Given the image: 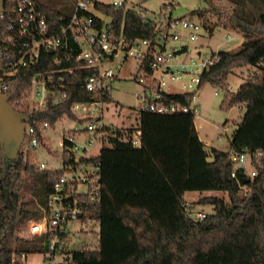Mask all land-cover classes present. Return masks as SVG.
Here are the masks:
<instances>
[{
	"label": "trees",
	"instance_id": "trees-1",
	"mask_svg": "<svg viewBox=\"0 0 264 264\" xmlns=\"http://www.w3.org/2000/svg\"><path fill=\"white\" fill-rule=\"evenodd\" d=\"M36 1L53 19L71 11ZM207 1L222 25L244 36L237 49H219V58L202 74L201 85L211 82L225 90L222 108L246 106L230 138V148H207L193 110L158 113L140 109L134 124L141 129L140 145L132 139L134 125L128 133L118 127L112 144L91 157L100 165L101 197L86 202L80 219L81 224L95 222L98 229L80 228L81 242L76 248H70V231L63 232L65 245L59 252L70 255L55 264H264V0H225L231 2L229 9L215 5V0ZM16 2L6 0V8ZM99 7L113 14L117 26L132 38L156 35L153 19L145 20L132 9L112 4L99 3ZM206 11L195 9L191 15L204 16ZM201 22L211 33L220 24L209 19ZM58 57L59 50L43 49L37 63L21 68L15 87L7 92L16 109L31 114L32 120H47L52 125L64 114L75 117L71 109L75 100L92 97L83 86L87 69L74 74L70 95L62 102L49 100L46 108L30 111L16 99L28 89L36 71L69 64L58 63ZM243 66L257 71L237 90L230 89V74ZM110 94L111 90L104 95L106 101ZM195 94L197 91L172 92L166 98L190 104ZM231 150L259 151L257 173L251 176L244 167L236 168ZM29 154L22 146L16 157L3 156L0 143V264H13L14 253L22 263L23 252L49 249L44 232L22 230L32 219L41 218L40 205H48L54 181L62 172L40 169ZM188 190H223L230 200L202 196L200 202L211 203L214 211L197 217L187 207ZM89 235L96 243L87 241Z\"/></svg>",
	"mask_w": 264,
	"mask_h": 264
},
{
	"label": "built area",
	"instance_id": "built-area-1",
	"mask_svg": "<svg viewBox=\"0 0 264 264\" xmlns=\"http://www.w3.org/2000/svg\"><path fill=\"white\" fill-rule=\"evenodd\" d=\"M178 2L165 0L161 9L153 12L131 0H73L71 11L55 19L36 0H17L11 9L5 5L0 11V81L5 93L15 87L22 67L39 61L43 49H57L60 51L57 62H69L33 73L28 89L16 102L24 103L30 111L46 108L49 100L62 102L70 95L74 74L88 70L83 86L92 97L72 103L75 117L64 114L54 125L47 120H32V116L25 122L23 143L26 141L27 150L43 147L50 155V159L38 162V167L62 172L54 181L48 205H40L41 218L28 224L29 233L44 232L49 237L47 264L66 261L70 254L59 252L65 245L62 233L70 231L68 238L73 239L75 232L71 226L81 224L84 205L101 197L100 165L91 157L97 155L93 149L100 147L101 151L111 145L116 134L118 127L104 118L107 102L104 95L111 90L124 64L130 58L137 60L134 78L140 86L136 94L144 103L141 109L158 113L193 110L197 114L196 94L190 104L169 102L166 94L198 91L202 74L219 58V49L204 53V44L191 46L199 36L207 37L211 32L192 15L174 16ZM99 3L132 9L145 20L153 19L157 24L156 35L154 38L128 36L123 27L117 26L118 19L100 9ZM132 126L127 127V133ZM140 133V128L132 131V139L138 145ZM259 154V151L231 150L230 159L236 162V168L244 167L253 176L257 173ZM247 156L253 167L250 171L245 163ZM196 216L203 217L205 213ZM82 225L87 224L84 221ZM56 256L61 259L56 261ZM27 257L23 252L22 263H18L14 253L13 264H30Z\"/></svg>",
	"mask_w": 264,
	"mask_h": 264
},
{
	"label": "rangeland",
	"instance_id": "rangeland-1",
	"mask_svg": "<svg viewBox=\"0 0 264 264\" xmlns=\"http://www.w3.org/2000/svg\"><path fill=\"white\" fill-rule=\"evenodd\" d=\"M43 3H47L62 11L70 10L73 6V0H40ZM165 0H131L136 6H143L149 10L156 12L161 9ZM177 6L173 9L174 16L191 15V12L195 9H206L204 16L194 14V18L199 21L211 20L216 23L219 22L218 15L211 11L210 4L207 0H178ZM215 5H226L225 9L231 4L229 1H214ZM231 6H229L230 8ZM228 8V9H229ZM220 23V22H219ZM234 38H229V36ZM244 39L243 34L236 29L225 27L221 23L215 26L214 31L209 35H201L195 41L191 43V46L204 44V53H210L213 49L222 48H235L237 49ZM136 59L130 58L123 66L121 71L117 73L115 80L111 84V98L106 102L104 106V118L105 121L111 125L129 127L136 123L139 110L144 106L143 101L137 96V92L140 91V86L134 78L136 66ZM257 68L243 66L237 67L229 76V86L232 90H237L240 84L250 75L255 73ZM225 96V90L216 84L211 82H205L202 84L196 96L194 97V103L198 104V110L196 114L195 123L200 133L201 138L207 142V148L212 147L219 148L221 150H228L230 148V138L234 130L238 127L242 121L243 115L246 111V106L235 105L226 110L222 108V100ZM128 129V128H126ZM23 148L28 149L26 141L23 143ZM100 152V147L93 149L94 154ZM31 159L38 163L41 160L50 159V155L43 147L30 152ZM212 158V155L210 156ZM246 166L248 171L253 167L251 165L250 156L246 158ZM38 165V164H37ZM248 186H244L243 191H247ZM204 195H217L229 201V195L223 190H188L185 193L186 203L189 211L196 215L197 213H208L214 211V206L211 203L200 202V198ZM95 227L98 229V224L91 222L89 225H72L71 230L74 233V238L70 243V248L78 247L81 242L80 230L90 229ZM79 230H78V229ZM81 228V229H80ZM23 233L28 232V225L22 230ZM87 241L96 243V238H92L91 235L87 236ZM60 256H56L55 260H60ZM27 260L30 264H47L49 259L47 258L45 249L40 251H32L28 253Z\"/></svg>",
	"mask_w": 264,
	"mask_h": 264
},
{
	"label": "water",
	"instance_id": "water-1",
	"mask_svg": "<svg viewBox=\"0 0 264 264\" xmlns=\"http://www.w3.org/2000/svg\"><path fill=\"white\" fill-rule=\"evenodd\" d=\"M5 3L6 0H0V11L4 10ZM30 119L29 113L20 111L11 104L0 81V143L3 156L14 158L18 155L25 136V122Z\"/></svg>",
	"mask_w": 264,
	"mask_h": 264
},
{
	"label": "crops",
	"instance_id": "crops-1",
	"mask_svg": "<svg viewBox=\"0 0 264 264\" xmlns=\"http://www.w3.org/2000/svg\"><path fill=\"white\" fill-rule=\"evenodd\" d=\"M137 118H138V117H137ZM136 123H137V120H136ZM114 126H115V125H114ZM116 127H123V126H119V125H118V126H116ZM127 127H128V126H127ZM127 127H126V128H127ZM133 127L136 128V125H134ZM123 128H125V127H123ZM200 137H201V136H200ZM201 139H202V138H201ZM202 140H203V139H202ZM205 143H207V142H205Z\"/></svg>",
	"mask_w": 264,
	"mask_h": 264
}]
</instances>
